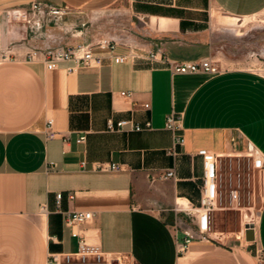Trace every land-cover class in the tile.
Wrapping results in <instances>:
<instances>
[{"label":"crops","instance_id":"obj_1","mask_svg":"<svg viewBox=\"0 0 264 264\" xmlns=\"http://www.w3.org/2000/svg\"><path fill=\"white\" fill-rule=\"evenodd\" d=\"M41 1L69 9L57 25L47 24L43 37L7 15L25 10L28 0H0V49L15 52L0 64V264H48L49 252L75 250L78 240L64 222L68 210L93 211V221L79 227L82 236L122 264H264V199L255 239L245 242L249 206L240 189V204L232 201L229 173L250 155L264 161V71L235 58L232 39L242 34L239 22L264 14V0H210L209 8L184 0ZM106 37L159 47L171 63L221 60V71L176 73L143 59L118 63L99 46L94 54L102 63L74 71L71 62L48 69L25 60L30 46ZM172 112L181 114L185 137L175 155L168 153L173 132L166 127ZM50 118L55 137L47 133ZM109 118L151 120L152 128L111 131ZM202 151L218 156L219 208L211 241H194L180 253L178 225L198 216ZM110 163L121 169L97 168ZM171 169L175 176L162 178ZM232 210L237 230H215L216 216Z\"/></svg>","mask_w":264,"mask_h":264},{"label":"built area","instance_id":"obj_2","mask_svg":"<svg viewBox=\"0 0 264 264\" xmlns=\"http://www.w3.org/2000/svg\"><path fill=\"white\" fill-rule=\"evenodd\" d=\"M8 17L15 20H23L30 24V29L33 35L44 36L42 33L46 29L47 24L53 22L57 25L59 19L69 12L67 7H59L41 0H28L27 8L21 12L20 8H11L7 11ZM99 46L102 49L110 51L111 56L118 63L128 60H147L152 64L169 65L173 72L176 73H195L205 72L216 74L221 71L218 62L212 59H203L197 62H174L166 56L165 52L159 47H149L143 43L137 42H122L116 38L106 37L96 41L95 43L78 42L67 45H36L30 46L25 55V60L28 62L41 61L48 69H56L63 62H71L68 66L69 71H74L80 66L101 64L103 57L94 54V47ZM122 46L125 52H118V48ZM15 56L12 48L0 49V64L11 61ZM15 58V57H14ZM122 95L130 96L131 92L122 91ZM144 108L151 109L149 102L144 103ZM54 120L48 119V136L55 137L56 131L52 129ZM107 127L111 131L131 130L142 131L152 128L151 120L138 122L130 118H122L115 120L109 118ZM166 127L173 132V144L168 150V153L175 155L178 153V148L185 143L183 134L182 116L180 113L172 112L167 115ZM85 135L81 136L77 141L81 142L85 139ZM68 140L67 136H64ZM204 158V173L203 183L201 188L200 204L195 208L196 222L192 220V224L182 227L178 225V232L181 235L177 237L178 250L180 253L187 251L188 247L194 241H211L212 236V213L218 209L219 201V175H218V156L211 151H202ZM260 157H255V166L261 168L264 161ZM51 164H54L53 162ZM84 168L87 167V162H83ZM99 169L120 170L121 166L118 163L101 164ZM175 176L174 170H168L162 175V178H170ZM62 192L57 193L58 203L62 200ZM230 195L232 201L240 204L239 188H231ZM73 197V195H70ZM42 210H47V206L43 205ZM190 213H194L190 211ZM95 213L89 210H68L64 212L65 225L70 228L71 235L78 240L77 248L72 251L49 252L48 264H122L121 258H116L105 252L99 244L87 241L81 234L79 227L93 221ZM247 225H243L242 237L246 236ZM244 232V236H243Z\"/></svg>","mask_w":264,"mask_h":264},{"label":"rangeland","instance_id":"obj_3","mask_svg":"<svg viewBox=\"0 0 264 264\" xmlns=\"http://www.w3.org/2000/svg\"><path fill=\"white\" fill-rule=\"evenodd\" d=\"M184 4L189 6H201L209 8L210 0H184ZM205 19H208V12H205ZM238 32L242 34L233 36L235 44L234 57L243 59V64L246 67H251L258 70L264 71V14L255 15L249 17L242 22H239ZM221 63V60H214ZM255 157L258 155H250L249 161H242V163L234 162L233 170H229V173L234 174L235 182L234 188H239L242 191V204L248 205L247 221L249 226H253L258 220L261 204L264 199V188H263V174L260 168L255 166ZM262 161V160H261ZM264 168V165L263 167ZM226 183H231L228 176ZM240 213V210H237ZM245 216V215H244ZM237 213L232 210L229 214L217 215L214 223L215 230L230 231L237 230ZM247 225V224H246ZM243 228V227H242ZM242 239L246 242L251 243L245 237Z\"/></svg>","mask_w":264,"mask_h":264},{"label":"water","instance_id":"obj_4","mask_svg":"<svg viewBox=\"0 0 264 264\" xmlns=\"http://www.w3.org/2000/svg\"><path fill=\"white\" fill-rule=\"evenodd\" d=\"M246 239L248 240H254V231L252 226H247V231H246ZM114 264H118L117 261L114 262Z\"/></svg>","mask_w":264,"mask_h":264},{"label":"bare ground","instance_id":"obj_5","mask_svg":"<svg viewBox=\"0 0 264 264\" xmlns=\"http://www.w3.org/2000/svg\"><path fill=\"white\" fill-rule=\"evenodd\" d=\"M245 215V214H244ZM245 217H246V215H245ZM243 236H244V232H243Z\"/></svg>","mask_w":264,"mask_h":264}]
</instances>
